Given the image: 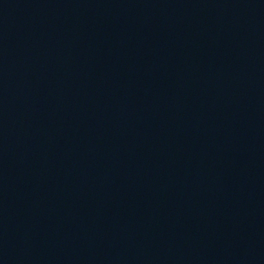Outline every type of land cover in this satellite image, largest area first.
Returning a JSON list of instances; mask_svg holds the SVG:
<instances>
[{"label": "water", "instance_id": "obj_1", "mask_svg": "<svg viewBox=\"0 0 264 264\" xmlns=\"http://www.w3.org/2000/svg\"><path fill=\"white\" fill-rule=\"evenodd\" d=\"M0 264H264V186L180 0H0Z\"/></svg>", "mask_w": 264, "mask_h": 264}]
</instances>
